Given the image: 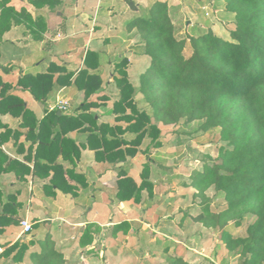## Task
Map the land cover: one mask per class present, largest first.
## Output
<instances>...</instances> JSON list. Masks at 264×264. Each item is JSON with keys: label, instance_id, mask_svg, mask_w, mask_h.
<instances>
[{"label": "trees", "instance_id": "16d2710c", "mask_svg": "<svg viewBox=\"0 0 264 264\" xmlns=\"http://www.w3.org/2000/svg\"><path fill=\"white\" fill-rule=\"evenodd\" d=\"M30 1L37 7H52L58 2ZM125 1L134 5L132 0ZM222 1L225 12L232 16L228 38L216 35L207 26L197 29L192 26L193 30L178 37L167 1L154 2L145 15L128 21V31L135 30L141 53L148 57L149 63L134 83L128 78L127 58L118 62L122 66L113 73L118 88L110 110L114 115L113 123L105 121L96 125L94 115L86 112L100 104L97 99L108 96L99 94L103 82L99 74V53L90 49L85 53L82 67L76 71L55 75L63 68L50 65L45 71L26 72L17 80L34 99L43 102L56 85H74L84 92L82 113L73 116L64 111L60 114L47 111L45 116L36 119L35 110L27 107L16 93H8L12 85L0 76V114L21 117L20 127L28 128L26 135L38 141L39 150L56 148L63 151L65 157L67 148L75 147L64 135L70 131L90 130L88 137L100 140L97 155L100 153L113 163L134 157L144 139L147 142L143 152L149 154L150 147L160 146L161 126L182 120L186 123L201 121L198 129L202 133L216 131L218 153L210 163L204 161L202 168L189 176L188 186L194 188L193 196L199 199L197 208L189 215L205 228L220 229L227 251L237 257L238 264H264V0ZM7 2L1 1L0 39L13 24H23L34 40H42L47 28L43 15L33 16L26 8L15 10L6 5ZM1 69L7 70L4 66H0ZM85 121L88 126L83 127ZM11 132L6 126L0 133V144L10 134L14 138L18 136ZM126 134L131 138L123 137ZM89 146L95 149L91 143ZM3 159L6 156L0 153V162ZM53 161L49 158L46 162ZM152 162L147 155L138 181L120 168L119 200L133 199L137 203L143 190L148 197L152 196ZM38 165L36 158L35 172L44 167L49 172L52 168L54 177V164ZM53 186L75 194L72 185L63 188L53 182L50 187ZM210 187L224 200L218 209L211 207L212 199L206 195ZM247 218L251 220L245 225V233L233 236L228 227L242 226ZM30 259L32 264L66 263L49 238L43 241L41 251L31 253ZM168 264L189 263L182 257H173Z\"/></svg>", "mask_w": 264, "mask_h": 264}, {"label": "crops", "instance_id": "0c3cea01", "mask_svg": "<svg viewBox=\"0 0 264 264\" xmlns=\"http://www.w3.org/2000/svg\"><path fill=\"white\" fill-rule=\"evenodd\" d=\"M57 1L59 4L66 2L67 14L58 13L52 17L55 12L53 6L37 7L30 0H8L6 5L15 10L26 8L33 16L43 15L47 28L44 38L39 41L34 40L32 34L25 31L23 24H13L3 33L0 39V66L6 67L7 70L1 69L0 76L3 81L12 85L8 93H16L27 107L35 110L36 119L46 115L47 105L58 95L70 99L71 108L67 114L77 116L84 111L80 107L84 101V92L77 90L74 85H56L43 102L34 99L29 90L17 84V80L26 72L45 71L50 65L63 68L55 75L76 71L83 65L86 51L96 50L99 53V74L103 81L99 94L108 96L100 99L94 97L100 104L86 112L94 115L96 125L105 121L113 123L114 115L110 110L118 96V88L114 84L111 70L123 57L127 58L128 73L140 74L149 63L148 57L141 53V43L135 36V30L127 31L124 27L128 22V13L145 9L146 5L143 6L134 0L133 6L125 0ZM116 2H123L122 5L119 3L122 14L117 18L113 17ZM169 6L168 3V8ZM96 10L100 18L95 17ZM186 28L185 25L184 30ZM182 29L180 28V31ZM90 44H93V47ZM58 49L61 51V57L56 54ZM110 50H113L112 53ZM111 56L113 58H109ZM108 68L109 78L104 80L103 72ZM20 121L19 116L0 114V133L4 132L6 126L11 129V133H18L16 138L10 134L8 139L0 144V153L6 156V159L0 162V264H32L31 253L41 251L39 241L47 238L53 243L54 249L63 255L65 264H146L155 259L159 261L156 264H168L173 257H182L189 264H203L204 258L209 261L216 259L218 264H223L217 259L220 255H223V260L224 257L228 259L233 255L227 251L220 229V240L216 237L212 239L211 236H215L212 233L214 228H205L192 220L189 212L196 209L198 198L191 204V211L188 209L181 213V210L177 209L176 216L179 217V223H183V233H187L180 239L174 238L167 227L165 228V224L157 225L153 222V218L159 222H171L167 219L171 215L167 210L171 209L173 201L160 197L155 199L157 184L152 178L150 179L154 187L151 197L143 190L137 203L133 199H118L119 170L122 167L129 176L139 180L141 164L146 161L147 155L150 158L148 153L143 152L144 148L142 152L146 159L139 154L147 139L137 147L138 151L134 157L113 163L104 159L100 153L97 155L100 140L89 138L90 130L70 131L64 136L73 141L75 148H67L68 155L65 157L63 151L56 148L39 150L38 141H33L26 135L28 128L20 127ZM84 126H88L87 121ZM95 132L99 133L97 129ZM123 137L129 139L131 135L126 134ZM90 143L95 149L89 146ZM36 158L39 160V167H43L44 163L55 165L54 177L52 168L49 172L45 171L46 167L41 168L38 173L35 172ZM49 158L54 161L46 162ZM53 182L63 188H66V185L74 186L75 194L67 193L56 186L51 188L50 184ZM172 184L177 183L172 181ZM174 194L169 192V195ZM162 204L166 208L164 214L160 211ZM24 218L31 224V231L28 233H22L20 220ZM186 221L188 222L185 223ZM148 230L154 232V235H159L154 239L153 236L149 238V241H157L159 249L157 245L148 247L137 241H131L130 246L121 240L128 237L138 239ZM228 230L232 234L231 225ZM158 240L169 243L160 244Z\"/></svg>", "mask_w": 264, "mask_h": 264}, {"label": "rangeland", "instance_id": "374dc122", "mask_svg": "<svg viewBox=\"0 0 264 264\" xmlns=\"http://www.w3.org/2000/svg\"><path fill=\"white\" fill-rule=\"evenodd\" d=\"M134 1L136 3H140L143 6L146 5V8L134 12L130 11L128 13V17L130 18V20L133 17L145 15L148 12V8L154 2L167 1L170 5L169 6L170 8H168L169 14L173 20V23L175 24L176 35L178 37H184L185 32H188V30L190 29L193 30V27L191 26H194L195 28H204L206 27V25H208L207 27H210L216 35L224 38H228V28L231 25L232 17L225 12L224 4L222 0H215V1L214 0H134ZM119 3L121 5L123 4V2H118V3L116 2L114 4L113 17L115 18L120 17L122 14ZM124 3L126 2L124 1ZM58 4L59 3L53 4L52 9L55 12L52 13V17H55L56 14L58 13L59 14L66 13L65 12L66 2L63 1L59 5ZM204 5L206 6V9H203ZM206 11H208V15H205ZM95 17H99V18L101 17L98 10H96ZM60 18H64V17H60ZM129 18L128 21H130ZM230 19L231 21L229 22ZM127 23L124 24V27L125 30L128 31ZM185 25L187 26V28L184 30ZM180 28L183 29L180 31ZM58 45L60 46V43H58ZM90 46L93 47V44H90ZM112 51L113 50H110L109 52L112 53ZM56 54L59 57L62 56L61 51H59V49L56 50ZM109 58H113V56ZM113 60L115 61L118 59H113ZM105 62H107V59H105ZM121 66L122 65H120V63L119 64L117 63L115 64L113 69L111 67L112 73H117L118 70H120ZM114 70L116 71L114 72ZM109 73H110L109 68L103 72L104 80L109 78ZM138 75L139 72H132V73L130 72L128 73V78L129 80H132L134 83H137ZM58 96H63V95H58ZM68 100L70 102V108H71V101L70 99ZM200 123L201 121H193L190 123H186L182 120L177 124L161 126L160 139L162 144L158 147L155 146L150 147L149 156L154 160L151 163L150 178H152L157 184L155 199L160 197L163 200H167L170 202L173 201L172 202L173 206H171V209L168 208L167 210L171 214L167 219L168 221L170 220L171 222H167L164 220H161L159 222V220L157 221L154 218H153V222L154 224L157 223V225L160 224L162 225V223L165 224L164 225L165 228L167 227L169 233L174 238L177 237V239L182 238V235L184 234L181 225L183 223L180 224L179 217L176 216V213L178 212L177 209H180L182 213L185 210H188L189 208H193L191 204L195 202L197 199L194 198L193 196V193L195 192L194 188L188 186V183L190 181L189 176L194 170H200L202 168L204 161L210 163V161H212L217 156L218 153L219 142L216 131L202 133L198 129ZM143 148L145 147L142 145L139 154L144 156L145 154L142 152ZM169 178L172 180L170 181ZM165 179H169V181H166ZM172 181L176 182L177 184L176 185L172 184ZM169 192H173L175 194L169 195ZM206 195L208 197H211L212 199L211 207L213 209H218L220 206L223 205L224 203L223 198L215 193L213 187H210L209 189L206 190ZM160 202L158 204H160ZM161 206L163 207L160 210L161 213L163 214L164 212L166 213L165 206L163 204ZM160 211L158 210L159 213ZM189 211L191 210L189 209ZM250 220L251 218L245 219L243 221V225L239 227L231 225L232 234L234 236L240 234L243 235L245 233V225ZM187 222L188 221H186L185 223ZM148 231L146 234L142 235V237L141 235L139 237L138 234L137 235L139 237L138 239L136 237L134 238L128 237V239L121 238V240H123L122 242L130 246H131L130 244L131 241H137L143 246L155 247V245H157L156 244L157 241L156 243L155 241H149V238L153 236L154 239L157 238V236L159 235L158 234L154 235L155 234L154 232H150V231L148 232ZM212 233L215 234V236H211L212 239L216 237L217 240H220L219 238L220 232L218 229L213 230ZM186 234L187 233H185L184 235ZM167 240H171V239H167ZM162 242L167 243L168 241L158 240V243L161 244ZM39 244L42 247L43 241H39ZM157 248L158 249L160 248L159 245H157ZM144 255L145 253L143 254V256ZM220 256L217 259L221 260L223 264H238V260L236 259L237 257H235L234 254L232 256L230 255L228 259L224 257V260L222 259L223 255ZM204 260L205 262H203V264H211V263L218 264V261L216 259H214L213 261L211 260L209 261L207 258H204ZM158 262L159 261L155 259L151 261V263L148 262L146 264H156Z\"/></svg>", "mask_w": 264, "mask_h": 264}, {"label": "built area", "instance_id": "2783aa9c", "mask_svg": "<svg viewBox=\"0 0 264 264\" xmlns=\"http://www.w3.org/2000/svg\"><path fill=\"white\" fill-rule=\"evenodd\" d=\"M203 9H206V6H203ZM205 15H208V11L205 12ZM70 102L64 96H57L55 100L47 105L48 112H69ZM20 225L22 226V233H28L31 231V224L29 221L24 218L20 220Z\"/></svg>", "mask_w": 264, "mask_h": 264}, {"label": "water", "instance_id": "95a60500", "mask_svg": "<svg viewBox=\"0 0 264 264\" xmlns=\"http://www.w3.org/2000/svg\"><path fill=\"white\" fill-rule=\"evenodd\" d=\"M60 113H61V112H59V111L57 112V114H60Z\"/></svg>", "mask_w": 264, "mask_h": 264}]
</instances>
